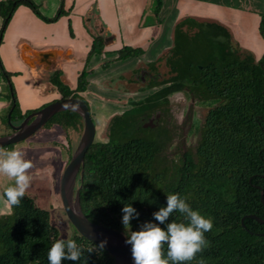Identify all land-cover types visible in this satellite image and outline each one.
Here are the masks:
<instances>
[{"label": "trees", "instance_id": "trees-1", "mask_svg": "<svg viewBox=\"0 0 264 264\" xmlns=\"http://www.w3.org/2000/svg\"><path fill=\"white\" fill-rule=\"evenodd\" d=\"M64 1L56 15L48 18L34 0H0V45L18 6L26 5L42 19L55 21L68 12ZM161 7L162 0H157V16ZM259 30L264 38V12ZM93 37L75 89L62 81L59 72L51 77L62 98L74 96L86 101L80 92L88 86L91 71L87 64L105 49V37ZM145 51L141 46L123 45L117 58L140 57ZM170 51L166 58L170 76L159 78L153 73L156 63L149 62L152 76L144 89L158 88L130 100V108L111 118L107 142L94 141L88 149L84 174L77 180L83 212L128 237L129 230L122 223L125 204L139 213L130 222L131 230L137 231L144 222L158 223L153 213L166 207L167 194L179 193L193 210L213 218V228L205 233L209 246L186 264H198L200 259L204 264H264V223L245 217L256 214L264 219V53L258 59L252 52L241 53L224 25L194 18L176 24ZM0 67L11 87V121L18 124L38 109L21 111L11 73L1 59ZM178 91L209 102L211 107L198 128L197 144L184 156L171 157L167 149L175 133L166 125V118L155 128L145 123L158 112L169 114L170 96ZM5 119L9 132L13 131L7 115ZM53 124L66 131L84 126L81 114L73 109L56 113L43 127ZM68 140L70 159L73 150ZM178 217L179 213H173L166 223ZM166 223L160 226L166 227ZM69 238L85 252L79 261L63 260L62 264H114V257L105 248L87 253L86 249L96 243L76 228ZM58 239L60 231L52 224L50 211L28 193L10 214H0V264H48L47 253Z\"/></svg>", "mask_w": 264, "mask_h": 264}, {"label": "crops", "instance_id": "crops-1", "mask_svg": "<svg viewBox=\"0 0 264 264\" xmlns=\"http://www.w3.org/2000/svg\"><path fill=\"white\" fill-rule=\"evenodd\" d=\"M34 1L48 18L56 15L61 3V0ZM156 6L157 0H65L64 8L68 12L55 21L42 19L26 5L18 6L4 33L0 59L3 67L11 73L21 111L39 109L62 98V93L51 80L56 72L70 88L77 87L93 36L97 34L105 37V49L90 58L88 86L80 92L94 112L111 108L108 101H100L105 95L110 97L109 86L105 85L110 74L118 70L123 76L127 69H133L136 59L143 57H147V62H154L166 31L172 30L173 33L172 44L169 43L171 48L175 26L185 18L222 24L232 37H236L238 44L256 48L257 59L264 53V38L259 30L264 0H162L158 16ZM2 23L0 15V29ZM252 24L256 27V36L250 35ZM123 45L141 46L146 51L140 57L118 59L117 50ZM10 91L0 67V135L9 132L5 117L8 118L12 105ZM68 139L69 135L60 125L53 124L15 145L34 163L31 170L33 187L27 193L36 203L41 193L39 184L46 177L52 178L50 193L55 200L53 181L55 176L61 178L69 161L64 155V151L69 150ZM5 187L0 181V193ZM6 213L8 209L0 202V214Z\"/></svg>", "mask_w": 264, "mask_h": 264}, {"label": "clouds", "instance_id": "clouds-1", "mask_svg": "<svg viewBox=\"0 0 264 264\" xmlns=\"http://www.w3.org/2000/svg\"><path fill=\"white\" fill-rule=\"evenodd\" d=\"M107 142V141H103ZM34 167L32 159L17 147L6 149L0 146V176L9 178L13 183L0 193V202L8 213L15 206H19L31 187ZM122 223L128 231L125 243L131 245L134 264H186L196 259L197 254L209 246L205 233L213 228V218L193 210L186 197L179 193L167 194L166 207L153 213L155 221L144 222L140 230L130 231L131 220L138 218L139 213L131 204L122 208ZM173 213L180 217L168 222ZM166 223V227H161ZM107 240H102L94 247H88L87 253L103 250ZM165 246L166 253H165ZM85 252L82 245L74 239H58L47 253L48 264H62L63 260L77 262ZM198 264H204L203 259Z\"/></svg>", "mask_w": 264, "mask_h": 264}, {"label": "rangeland", "instance_id": "rangeland-1", "mask_svg": "<svg viewBox=\"0 0 264 264\" xmlns=\"http://www.w3.org/2000/svg\"><path fill=\"white\" fill-rule=\"evenodd\" d=\"M231 27L232 25H230V28ZM249 28L250 35L256 36V27H254V25L252 24ZM172 34V30L166 31V38L163 42H161V50L159 49V54H157L158 58L154 61L156 63V70L153 71V73L159 74V78L161 79L169 77L171 74L169 66L166 63V58L171 53L169 43L172 44ZM232 41L233 45L238 48L241 53L252 52L256 56V48H250L242 45L241 43L238 44V42H236L238 40L234 36L232 37ZM202 54L203 53H200L199 55ZM146 58L143 57L138 60L136 59L133 63V69H127L125 73L122 74L123 76H120V73H118L119 71L117 70L110 74L111 77H108L105 85L109 86L108 90L110 91V97L105 95L100 98V101H108L111 105L109 107L111 108L109 109L107 107L108 110L103 112L101 110H96L94 112V110L90 109L95 123L97 121L95 141H106L108 139V126L111 118L116 114H121L123 110L130 108V100L143 98L147 94L153 92L158 88L154 87L151 89H144V87L147 86L150 77L152 76L150 65L149 62L146 61ZM210 107L211 104L209 102H204L196 99L191 94L185 91H178L170 96V113L165 115L163 114V117L166 118V121L168 123L175 127L176 131H178V129H181V127L188 131L189 126L192 123L193 129L199 128L201 126ZM95 114H97V117L95 116ZM151 122L154 121L148 120L145 124H149ZM161 123H164V121L162 122L161 120ZM60 128L69 135L72 146L71 148L74 151L82 134L83 127L79 130L69 129L68 131L64 130L61 126ZM199 136V132H197L196 130L194 134L189 137L187 144L194 147L199 140ZM17 144L19 143H16L15 145L17 146ZM64 152L65 158L70 157V150ZM51 179L46 177L44 180H42V183L39 184L41 193L37 203L39 206L47 208L50 211L51 222L59 229L60 238L67 239L74 234L75 227L69 220L62 204L60 194L61 178L55 176L53 181L56 192L55 200L50 193ZM0 181L4 183L6 187L13 183L12 181L8 182L9 178L5 176H0ZM31 187H33V185H31ZM130 231H132L131 228Z\"/></svg>", "mask_w": 264, "mask_h": 264}, {"label": "water", "instance_id": "water-1", "mask_svg": "<svg viewBox=\"0 0 264 264\" xmlns=\"http://www.w3.org/2000/svg\"><path fill=\"white\" fill-rule=\"evenodd\" d=\"M66 109H73L80 113L84 126L77 146L61 176L60 194L64 210L73 226L82 236L96 244H99L102 240H107L104 248L114 257V264H134L131 245L125 243L128 238L127 235L119 229L91 220L82 209L80 186H77V180L79 176L82 177L84 174L85 155L95 141L96 136V123L88 102L74 96L57 99L28 114L18 124L11 121L13 110L11 108L8 113V120L13 131L0 135V146L6 147L9 144H16L28 139L43 128L56 113ZM261 201L264 203L263 189ZM247 216L264 223V219L256 214L245 215V217ZM242 220H244V217Z\"/></svg>", "mask_w": 264, "mask_h": 264}, {"label": "flooded vegetation", "instance_id": "flooded-vegetation-1", "mask_svg": "<svg viewBox=\"0 0 264 264\" xmlns=\"http://www.w3.org/2000/svg\"><path fill=\"white\" fill-rule=\"evenodd\" d=\"M162 117H163V113H157L153 118H151V121H154V122H151L145 125L155 128L156 126H159V124H161ZM166 125L171 129V132L175 133L174 139L172 143L170 144V146L168 147L167 152L169 153L171 157L184 156L189 149L193 148L191 145L187 144L189 137L192 134H194L196 130L197 132H199V135H200V129L198 128L193 129V123L189 126L188 131H186L182 127L181 129H178V131H176L175 127H173L168 122Z\"/></svg>", "mask_w": 264, "mask_h": 264}]
</instances>
